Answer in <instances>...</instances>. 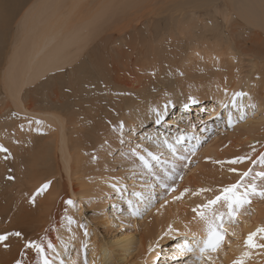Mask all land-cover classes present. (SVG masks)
Wrapping results in <instances>:
<instances>
[{"label":"bare ground","instance_id":"bare-ground-1","mask_svg":"<svg viewBox=\"0 0 264 264\" xmlns=\"http://www.w3.org/2000/svg\"><path fill=\"white\" fill-rule=\"evenodd\" d=\"M218 1L213 0L210 5L196 0L188 12L187 7L180 9L183 3L176 0H34L24 7L16 22L14 48L0 74V89L8 102L10 119L0 125V145L8 149L9 156L5 160V154L0 153V234L19 231L23 235L11 236L6 242L8 247L0 244V264L17 261L42 264L35 249L25 248L28 241L41 244L53 264H60L61 260L64 264H84V248L88 243L87 248L92 246L88 250L90 260L96 259L95 264H178L177 245L206 238V224L202 220L192 221L191 226L187 223L192 209L206 204L209 198L214 199L223 187L236 183L239 174L250 168L264 146V0H226L223 13L217 11L216 16L205 21L199 18L204 12L217 10ZM18 6V9L23 6L21 0ZM168 6L179 13L176 19L182 22L183 30L203 28L199 33L208 34L205 39L212 37L217 42L209 47L196 45L193 52L189 50L184 56L171 58L165 54L169 46L158 49L151 44L144 46L138 34L132 37L133 31L144 22L166 14ZM207 8L210 9L206 11ZM195 11L199 14L195 15ZM151 25L152 22L147 27ZM164 77L172 92L169 91L167 100L166 96L165 100L154 102L156 90H152L151 83L163 81ZM237 92L245 95L233 107L232 98ZM32 93L35 98H28ZM189 97L196 103H191ZM166 104L160 129L171 125L169 132L173 140L168 143L177 148L178 155L188 158L193 156L195 146L207 140L203 132L213 129L217 112L225 110L226 118L233 114L241 118L246 110H258L260 117L251 120L249 117L239 125L233 131L235 134L238 130L236 141L206 147L203 156L216 157L212 171L202 179L185 177L186 186L181 182L182 188L189 191L181 199L190 195L186 200L194 199L191 203L184 200L175 204L176 213L172 214H167L170 209L165 205L169 210L164 212L166 216L159 211L164 216L161 223H156V218L155 225L136 224L137 228L120 220L127 218L124 215L127 211L121 210L124 214L121 212L119 216L106 212L110 205L119 207L117 198L123 196L127 202L133 196L131 201L137 206L133 192L139 190L124 188L129 178L126 181L115 167L136 171L139 160L132 150L145 155L149 152L145 150L147 146L155 155L170 156V149L164 143L168 139H157L154 130L158 126L154 123L156 112L164 113ZM178 105L180 108L172 112ZM152 123L153 128L149 129ZM182 132L194 137L184 134L191 139L175 145ZM131 141L135 143L133 146ZM237 157L245 159L237 164L227 163ZM168 158L165 156L163 160L169 161ZM173 162L169 163L170 167ZM233 168L236 171H230ZM166 172L175 176L172 167ZM9 175L14 179L8 180ZM174 181L165 182L173 186ZM44 184H49L47 190H41ZM200 189L208 191L199 192ZM68 200L73 205H68ZM255 206L252 220L247 219L255 222L254 226L250 224L253 228H264L262 204ZM88 208L102 225L110 229L117 224L115 227L121 228L113 227L115 234L109 240L100 238L94 242L93 235L86 240L79 219L82 210ZM214 208L216 215L224 214L221 230H226L227 235L237 234L238 238L242 229L244 235L254 232L252 229L248 233L246 224H242L241 230L233 227L227 205L225 208L220 203ZM244 220L247 223L246 217ZM48 243L53 245L52 250L48 249ZM253 244L254 247H247L245 243H230L226 255L223 242L206 259L221 264L217 259L221 254V262L226 264L229 258L247 253L243 257H249L246 258L251 264L262 259L264 263V232L253 238ZM246 258L244 261L249 263Z\"/></svg>","mask_w":264,"mask_h":264},{"label":"rangeland","instance_id":"rangeland-1","mask_svg":"<svg viewBox=\"0 0 264 264\" xmlns=\"http://www.w3.org/2000/svg\"><path fill=\"white\" fill-rule=\"evenodd\" d=\"M17 1L19 2V0H16V1L15 0H0V74L3 71L2 68H3L4 64H5V60L8 58L11 50L14 48V44H13L14 42L13 41H14V36L16 34V29H17L16 28V22H18L19 18L21 17V14H22V11L24 10V7H25V9L27 7H29L30 4H32V2L34 0H21L23 6L20 7L19 9H18V7L20 5L18 6V2ZM176 1H177L178 4H182L183 3L180 6V9H184L183 7H187V9H185L186 12L190 11L192 9V7H193V4H195V2H196V0H185V1L183 0L184 2H181V1H178V0H176ZM219 1L217 2L218 3L217 4V10L216 9L210 10V14L204 12L203 13L204 15L203 16H200L199 18H201V19H203L205 21L210 16L211 17L216 16L218 14L217 11H220L221 12L223 10V7H224V4H225L226 0H219ZM204 2H208V3H210V5L213 4V0H204ZM253 2H255V0H253ZM15 4H17V6H13ZM209 7H211V6H209ZM150 8H153V7H150ZM211 8H213V7H211ZM5 9H7V11ZM202 9H204V8H202ZM209 9L210 8H207L206 11L209 10ZM249 10H250V8H249ZM165 13L166 14L159 15V17H156V18H154L151 21L149 20L147 22H144L141 25V27L136 32L133 31V34L134 35L132 37L135 38V34H136V36L139 35L138 37L140 38V40H141V42L143 43L144 46H148L149 44H151V46H153L154 48L156 47L157 49L159 47H162V46L165 47V48H168V46H169L170 47L169 50H171V51L168 50L167 52H165V54H167L168 56L170 55L171 58L173 56H180V57L181 56H184V54L188 53L189 50L191 52H193L192 48L193 47H196V45L204 44L203 47H209V46H212L213 44H215L217 42V39L216 38L209 37V38L205 39L204 36L205 35H208V34H203V33L200 34L199 31L200 30H203V28H199V25H197V28H199V29H195V30L192 29V32L191 31L187 32V31L183 30L182 29V22L179 23L177 21V19H176L179 16V13H176V9L174 10V9H172V8H170L168 6L167 9H166V11H165ZM222 13H223V11H222ZM194 14L195 15H198L199 13H198V11H195ZM219 19H220L221 26H223L224 23L221 20V16H220ZM150 22H152L153 25H151L152 27L148 28L147 25ZM221 26H219V27H221ZM167 28H169V30ZM145 31L147 32V34H146ZM148 32H150V33H148ZM151 34H152V37H151ZM191 35H193V37L192 38H189V36H191ZM152 40H153V42H152ZM148 41H150V42H148ZM173 42L175 43V45H178L179 48H176V46H173V44H172ZM205 43H207V44H205ZM119 44H117V46ZM160 44H161V46H160ZM118 49H120V48H118ZM65 78H67V77H65ZM164 81H166V83ZM163 82H164V84H163ZM155 83H156V85H155ZM161 83H162V85H161ZM167 83H168V81H167V79H165V77L163 78V81H160L158 83L157 82H154V84L151 83V85L154 86V88H152V90H156V93H153L154 99H152V100L154 102H156V101L158 102V100H162V99L165 100V97L166 96H167L166 100L168 99V97H169L168 96V93L172 92V90L171 91L168 90V87L169 86H168ZM159 86H162V87H159ZM166 86H167V88H166ZM92 87H93V85H92ZM158 88H162V90H161L162 92H160V91L158 92L157 91ZM179 89H181V88H179ZM183 90L185 92V90H187V88L184 87V88L181 89V91H183ZM40 91L42 92L43 89H40ZM180 94L182 95V92H180ZM2 98H3V92L0 89V125H1V122H10V119H9V116H8V113H9L8 107H9V105L7 104L8 102L6 103V101L4 100V98H3V100H2ZM28 98H35V95L32 93ZM164 100H163V102H164ZM179 108H180L179 105L173 107L172 108V112H174L175 109H179ZM255 111L258 113V110H252V111L251 110H246V114H244L243 116H241V118H238L237 116H235V114H233V116L231 115L232 117L226 118L225 110H222L220 112H217L218 119L216 118L217 122H215V120L213 121L214 122L213 129H211V130L208 129V133L206 131L203 132L204 135L206 136L207 140L201 141L200 144H199V147L198 146H195L194 147V149H193V151L191 153V155H193V156H191V157L189 156L190 158L188 159V161H185L188 164L187 167L179 166L177 168V170L179 172L177 170L174 172L175 179H176V176H177V180L174 181L175 180L174 179L173 180L174 183L172 182V184H173V187L174 188H177L176 189V191L178 190L177 192H179L180 189H181L180 192H184V194H186V195L188 194L189 191L185 192L184 191L185 190L184 189L185 187L182 188V186H181L183 184L184 180H185V177H188L189 179H202L207 173H209V172L212 171L213 166L215 164L214 161H216V157L215 156L214 157H211V155L203 156V152L207 148L212 147L215 144L223 145L225 143L229 144L230 142L236 141V138L235 137H237V135H238V130L235 131V134H233V131L239 125H241L242 123H244L247 120V118H249V117H250L249 118L250 120L253 117L254 118L256 117L258 119L260 117V115H259L260 112L257 114ZM202 114H203V116L206 115L205 112H202ZM229 120L232 121L231 126H229ZM222 122H225V123L222 125ZM158 126H156V128L154 129L155 130V135L157 136L156 137L157 139H160V140L168 139L167 141L173 140L171 138L172 137L171 132H169V130H172L170 128L171 125H169V128H167V129H160L161 127L160 126L158 127ZM151 128H153V123L151 124V127L149 129H151ZM172 128L174 129V126H172ZM177 131L179 132L180 129H177ZM182 133L183 134H186V135H190L189 133H185V132H182ZM210 135H212V136H210ZM226 135H227V137H226ZM190 136H193L194 137V135H190ZM219 138H220V140H219ZM130 144H132V146H133L135 143H132V141H131ZM137 144H139V143H136V145ZM187 144H186V146H187ZM144 149L145 148H142L140 150L141 151H144ZM145 150L146 151L149 150V152H150V148H148V146H147V148ZM260 153L261 154H264V146H263V149L259 152V155H257V156L254 157L255 160L253 159V161H255V164L252 162V164L250 165V168H248V169H251L250 175L248 177H245L243 179V181H241V188H240V191L241 192L244 190V187L246 185L252 183L253 181L255 182V186H256L257 191L264 190V180H261L260 178H258V177L255 176L256 172L264 171V166L261 165L260 159H259V157L261 155ZM169 154H170V156H167L166 154H164L166 157H169L168 158L169 161L163 160L165 156H161V155L158 156V155H156V156H158L160 158L159 159L160 162L158 164H157L156 161H152L149 157H147V153L145 154V157L147 159H149V162L151 161L150 164L152 165V168L154 169L153 171L155 173L159 174V176L161 177V179L165 180L166 182H168L170 180L167 179V177L164 175V173L166 172V170L171 169L169 163L170 162H173V160H174V157H173L171 151H170ZM200 155H201V157H200ZM197 159H198V161H197ZM165 161L167 163H165ZM138 162H137V165L139 167H138V169L136 171H133L131 169L126 170V168L125 169H122V168L118 167L119 165L117 167H115V169H116L117 172L119 171L120 174H123L125 180L129 178L128 181L126 180L128 186L127 187H124V188H128V189L134 188L136 190L137 189L139 190L138 193H140V195H141L142 202H141V199L137 198L135 203L139 207V209H140V211H141L142 214L139 215V216H133L131 214V212L127 210L128 209L127 208L128 207L127 206V201H126L125 197L122 195L124 198L123 197H118L119 199L117 198V202H118V206L119 207H117V205L115 204V205H112V206L110 205V207L107 208L106 212H108V215L116 214V215L119 216V214L122 211H124V212L127 211L125 214H124V212H122L124 215H126V216L128 215V216H127V218L120 219L121 221H123V222L126 221V223H131L132 225L133 224L134 225L137 224L138 226L139 225H142L144 227L147 224H152V225L154 224L155 225L156 223H161L164 220V219H162L164 216L161 215L159 213V211H162L161 213L163 214L164 212H167V210L170 209L168 211L169 213L167 212V214L176 213V209H177L176 206L177 205H175V204H177V203L179 204V202H182L184 200H185V203L186 202L188 203L189 201L192 202V200H194V199H191L189 201L186 200L190 195L187 196V198L184 199V200L183 199H181V200L174 199L175 192L176 191L175 192H170V191L166 190L167 189L166 187H161L160 184L153 178V175L149 172V170L146 169V168H143L144 166H143V164L140 161H138ZM139 164H141L142 166L139 165ZM248 169L246 171H248ZM126 175L129 176V177H127ZM120 178H122V177H120ZM181 179H182V181H181ZM239 180H240V178L237 181H239ZM176 182H177L178 185L176 184ZM181 182H182V184H181ZM185 184H187V183H184L183 185H185ZM190 185H191V183H190ZM159 189H161L164 192L160 193V190ZM130 193L131 192L128 190V194H130ZM120 194H123V193H120ZM172 195H174V196H172ZM167 197H169V198H167ZM172 197H173V199H172ZM189 198H191V196ZM198 199L201 200L202 198H198ZM209 199H211V198H209ZM131 200H133V196H132ZM263 201H264V198H261L259 195H253V196H251L250 199H249V202L243 204L238 209V210H240V213L241 214L240 213H237L238 210L235 212V214H239L241 218L239 216H235V215L233 217H231V221L233 222V227H235V228L237 227L238 230H241L242 228H240V227H243L242 224H244V225L246 224V228L247 229L248 228L250 229V230H248V233L252 229H254V230H252L254 232H256L257 229H260L259 227H256V228L254 227L253 228V226L255 225V222L254 221L250 222V221L253 218L252 214L254 213V209L256 207L255 205H257L258 207H260V205L262 204V206L260 208H261V210H264V202ZM191 202H189V203H191ZM259 202H260V204H258ZM220 203H222V205L226 208V204L223 201L219 202L217 204V206H219ZM158 204H159V206H158ZM165 205L169 209H167L165 207ZM169 205H173V206L172 207H169ZM187 206H189V204H187ZM155 207H157L159 210H157V208H155ZM163 208H165V210ZM91 210L92 209H90V208H88L86 210L83 209L82 212H81V215H80V219L79 220L81 221L80 225H83V227H82V231L84 232L83 237H85L86 240H87L89 237H92V235H93L94 236V240H93L94 242H97L100 238H104L106 240H109L112 237V235L115 234L114 228H116L118 230L121 227H115V226H117V224L116 225L114 224L113 225L114 228L112 226H110V229L107 228L104 224L102 225L100 219H98L99 217L95 214V212H93ZM156 210H157L158 213L156 212ZM201 210L202 209H199L198 208V211H201ZM204 210H205V212L208 211L206 209H203V211ZM214 210H215V208H214ZM248 214H249V216H248ZM156 215H159V216L156 217ZM164 215H165V213H164ZM192 215H193V217H192ZM242 215H243V217H242ZM189 216H190V219L187 222V223H189L188 224L189 226L192 225L191 224L192 221L201 220V219H199L200 217L196 215V213L194 214V212H193V214H189ZM191 217L193 219H191ZM245 217H246L247 223H244L245 222V220H244ZM156 218L159 221L156 220ZM261 218L262 217H259V219H261ZM111 219L112 218H110V220ZM155 220H156V223H155ZM98 221H99V223H98ZM239 224L241 226H239ZM247 224H248V226H247ZM250 224L253 225V226H251ZM138 226H137V228H138ZM105 227H106V229H105ZM148 228H151V227L148 226ZM221 228L222 227H220L219 230L222 231L225 234V239H223V241L221 243L224 242V249H223V251L226 252V255L229 254L228 252L231 249V247H230L231 245L229 246L228 244H230V243L234 244V243H237V242L239 244H243V243H245V240L247 239L248 235H250V233L248 235H247V233H246V235H244L245 232H244V229H242L243 230V233H242V230H241V232L239 231L238 234H240V235H238V238H237V234H236L237 233V229H236V231L234 230L236 233L233 231L234 232L233 234H236V235H233L232 236V233H231V235L229 234L230 235L229 236V235H227V231L226 230H221ZM85 233H87V235H85ZM257 234H259V232ZM239 236H240V238H239ZM225 240H229V241H226L225 242ZM173 241H175V240H170V242H173ZM170 242H168V243H170ZM91 243H92V241H91ZM176 244H178V243H176ZM88 245H89V243H88ZM88 245L86 244L85 245V248H84V249H86L85 250V257H86L85 259H86V262H87V263L85 262L84 264H95L94 261L96 259H92L93 261H91L90 260V255H89V251H88L89 249H91L92 246H89L87 248ZM175 248H177V247H175ZM162 249H164V248H162ZM162 249H161V251H162ZM220 255L218 254L219 257L217 256V259H218V261L220 260V263L221 264H223L221 262L222 261V257ZM241 255L242 254H239V255L237 254L236 257L229 258L228 259V263H226V264H236L237 261H241V260H242L243 264H251L249 262L250 260L247 259L249 257H247V256H246L247 258L245 257L246 260L249 262V263H246V261H244L245 258L243 257L245 254L243 256H241ZM183 258H184L185 261H188V260L191 259L193 261V264H201V262L197 259V257L196 256H193L192 254H190L188 256H184ZM160 261H164V259L162 257H160ZM204 262H205L204 264H217L216 261H212V260H209V259H206V258H205V261ZM161 264H164V263H161ZM258 264H264L263 263V259Z\"/></svg>","mask_w":264,"mask_h":264},{"label":"snow or ice","instance_id":"snow-or-ice-1","mask_svg":"<svg viewBox=\"0 0 264 264\" xmlns=\"http://www.w3.org/2000/svg\"><path fill=\"white\" fill-rule=\"evenodd\" d=\"M244 95H245V93H242V92H237L233 95V98H232L233 107L236 106V100L238 98H242ZM189 100L191 103H196V100L192 97H189ZM185 106L187 107V104ZM167 107H168V105L166 104L164 113L156 112L157 118L154 121V123L156 125H161L163 123V116H164V114H166ZM217 119H218V117H217ZM37 123H39V121H37ZM231 124H232V121L229 120V126H231ZM122 130H123V124H121V131ZM186 139H191V137H188L184 134H181L176 139L175 144L176 145H182ZM121 143H123L122 140H121ZM164 143L166 144V146H168V148L172 152L173 157L175 158L174 162L171 165L173 172H175V170L178 166L187 167L188 164L184 163V162L188 161L189 158L187 156H184V155H178L177 154V148L175 146H173L172 144H169L167 140L164 141ZM0 153L5 154L4 155L5 160L9 159L8 149L6 147H4L3 145H0ZM132 154L134 156H137V159L143 164L144 168L149 170V172L153 175V178L160 184L161 187H166L168 191L175 192V188L172 185L166 184L165 180L161 179L159 174H157L153 171L152 165L150 164L149 159H147L145 157V155H138L135 149L132 150ZM147 157H149L152 161H156L157 164L159 163L160 158L158 156H156L155 154H153L152 152H148ZM244 159H245V157H237L233 160L227 161V163L237 164V163L243 162ZM259 159H260L261 165L264 166V154H261ZM177 162H179V165ZM253 163H255V161H253ZM9 171H11V169H9ZM230 171H236V170L233 168V169H230ZM250 173H251V169H249L248 171H245L243 173H240L239 174L240 175L239 181L223 187L222 189H220V194L215 195L214 199H209L206 204L198 205L197 208L192 209V211L194 213H196V215L199 216L200 219L206 224L207 235H206V238L203 240H200V241L193 240L191 243L185 241L184 243L177 245L176 258L178 260V264H193V261H191V260H188V261L183 260V257L188 256L189 254L196 256L197 259L201 262V264H204L205 258L208 257L210 259L209 253L212 251H215L216 248L219 246L220 242L223 240V233L218 228V222H220L219 227H222V217L224 214L221 213L220 215H216V213L214 211L215 205H217L219 202L223 201L227 205L228 216L233 217L234 213L243 204L249 202V199L251 196L259 195L261 198H264V190L257 191L254 181L252 183L246 185L244 187L243 192L240 191L241 181H243V179L245 177H248L250 175ZM164 175L167 177L168 180H174L175 179V176L169 175L167 172H165ZM255 176L260 178L261 180H264V171L256 172ZM7 179L13 180L14 177L9 175L7 177ZM48 187H49V184H44L41 186V190H47ZM185 191H187V190H185ZM204 191H208V189H200L199 190V192H204ZM194 194H198V193H194ZM133 195L136 196L137 198L141 199V202H142V198H141L140 193L133 192ZM183 195H184V192H181L178 195H176L174 197V199H177V200L181 199L183 197ZM33 200H34V198H33ZM66 203L68 205H73L72 200H68V201H66ZM127 206H128V210L131 212V214L133 216H139L142 214L139 207L138 206L134 207L131 200H129L127 202ZM198 208L199 209H206L208 211L207 212H205L203 210L198 211ZM69 223H72V221L69 220ZM81 227H83V225H81ZM258 232H264V228L257 229L256 232L251 233L247 237V239L245 240V245L247 247H254L255 246L253 244V238L257 235ZM22 235L23 234L19 231L10 232V233H6V234H0V244H4L5 247H8L6 242L10 239L11 236L21 237ZM85 235H87V233H85ZM25 248L35 249L36 253L41 257L42 264H53V261L49 260L47 258V255L45 253V249L42 247L41 244L36 243L35 241H28L25 244ZM52 248H53V245L51 243H48V249L52 250ZM245 255H247V253H245ZM16 264H21V262L17 261ZM60 264H64V261L61 260ZM236 264H243V262H242V260L237 261Z\"/></svg>","mask_w":264,"mask_h":264}]
</instances>
